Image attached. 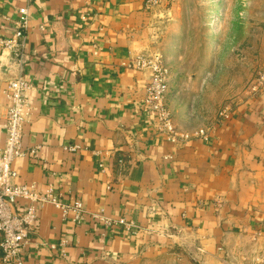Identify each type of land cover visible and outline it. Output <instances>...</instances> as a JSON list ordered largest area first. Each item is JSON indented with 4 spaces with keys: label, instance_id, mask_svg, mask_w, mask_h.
Instances as JSON below:
<instances>
[{
    "label": "crops",
    "instance_id": "crops-1",
    "mask_svg": "<svg viewBox=\"0 0 264 264\" xmlns=\"http://www.w3.org/2000/svg\"><path fill=\"white\" fill-rule=\"evenodd\" d=\"M21 7L29 16L21 53L0 45V146L4 89L23 77L31 87L22 146L38 148L13 161V182L52 185L62 201L130 224L74 223L45 204L24 264L264 260V91L216 119L191 97L179 104L169 77L172 141L142 105L149 74L131 67L138 54H163L165 41H176L177 29L165 26L170 10L146 0H0L1 38L12 35ZM206 53L209 78L216 59ZM68 143L81 148L68 153Z\"/></svg>",
    "mask_w": 264,
    "mask_h": 264
},
{
    "label": "rangeland",
    "instance_id": "rangeland-1",
    "mask_svg": "<svg viewBox=\"0 0 264 264\" xmlns=\"http://www.w3.org/2000/svg\"><path fill=\"white\" fill-rule=\"evenodd\" d=\"M162 6L170 10L165 26L170 24L178 31L176 41L166 40L160 55L169 69L179 104L191 97L195 109L211 110L205 114L217 119L222 117L219 112L223 109L230 112L240 103L261 95L264 0H165ZM205 53L216 59L207 67L209 78H204L207 70L202 71L200 64ZM184 73H189V78ZM194 119L200 122L199 117ZM256 263L264 264V260ZM160 264L189 263L179 257L174 261L163 259Z\"/></svg>",
    "mask_w": 264,
    "mask_h": 264
},
{
    "label": "built area",
    "instance_id": "built-area-1",
    "mask_svg": "<svg viewBox=\"0 0 264 264\" xmlns=\"http://www.w3.org/2000/svg\"><path fill=\"white\" fill-rule=\"evenodd\" d=\"M150 6L161 7L163 0H146ZM28 9H18L16 28L9 38L0 37V45L13 51L15 55L21 53L20 39L28 25ZM131 67L138 71L147 72L148 82L142 105L151 111L155 121L175 141L177 132L165 105V96L169 86V69L163 63L160 53H141L131 61ZM261 80H263L261 78ZM31 82L23 77L8 81L4 91L8 99L5 117L4 144L0 146V251L2 264H24V248L30 234L37 233L39 224V211L45 204L61 210L62 216L70 218L74 223H80L85 217L94 221L104 222L107 225L123 224L129 230L130 224L124 219L117 221L104 217L100 213L88 212L80 200L62 201L61 194L56 192L52 185L39 191L33 183H15L13 178L17 173L12 164L16 158L34 157L38 147L24 148L22 146L23 128L27 119L26 91ZM256 87H254L255 89ZM227 109L219 112L220 116H228ZM197 134L206 135L205 129H199ZM81 148L79 144L68 143L63 149L72 153ZM101 166V165H100ZM69 214L71 216L69 217ZM64 241L60 242V245ZM55 249L54 244H49Z\"/></svg>",
    "mask_w": 264,
    "mask_h": 264
}]
</instances>
